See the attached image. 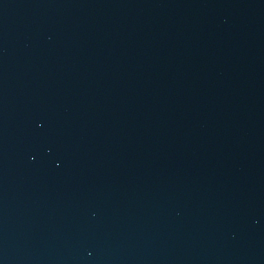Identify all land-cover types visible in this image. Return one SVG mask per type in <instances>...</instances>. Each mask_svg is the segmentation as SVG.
<instances>
[{"label":"water","instance_id":"95a60500","mask_svg":"<svg viewBox=\"0 0 264 264\" xmlns=\"http://www.w3.org/2000/svg\"><path fill=\"white\" fill-rule=\"evenodd\" d=\"M0 264H264V0H0Z\"/></svg>","mask_w":264,"mask_h":264}]
</instances>
